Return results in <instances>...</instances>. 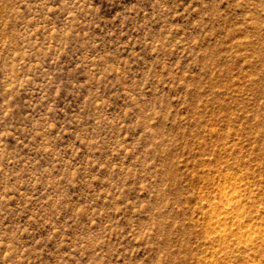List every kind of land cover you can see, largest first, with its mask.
<instances>
[{"label": "rangeland", "instance_id": "rangeland-1", "mask_svg": "<svg viewBox=\"0 0 264 264\" xmlns=\"http://www.w3.org/2000/svg\"><path fill=\"white\" fill-rule=\"evenodd\" d=\"M0 264H264V0H0Z\"/></svg>", "mask_w": 264, "mask_h": 264}, {"label": "bare ground", "instance_id": "bare-ground-1", "mask_svg": "<svg viewBox=\"0 0 264 264\" xmlns=\"http://www.w3.org/2000/svg\"><path fill=\"white\" fill-rule=\"evenodd\" d=\"M220 201L213 205L214 215L209 217V226L215 237L221 239L223 244L250 246L256 244L261 238L255 228L246 226L240 210L241 193L239 185L233 183H223L217 186ZM229 221V225L227 222ZM226 232L234 233L230 240H226Z\"/></svg>", "mask_w": 264, "mask_h": 264}]
</instances>
